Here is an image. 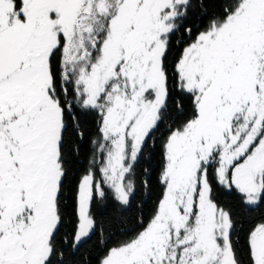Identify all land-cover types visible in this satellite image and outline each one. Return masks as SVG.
I'll return each instance as SVG.
<instances>
[{
    "label": "snow or ice",
    "instance_id": "snow-or-ice-1",
    "mask_svg": "<svg viewBox=\"0 0 264 264\" xmlns=\"http://www.w3.org/2000/svg\"><path fill=\"white\" fill-rule=\"evenodd\" d=\"M0 264H264V0H0Z\"/></svg>",
    "mask_w": 264,
    "mask_h": 264
}]
</instances>
